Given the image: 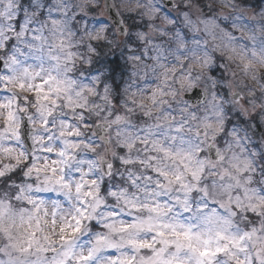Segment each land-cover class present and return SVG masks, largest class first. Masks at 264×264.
<instances>
[{"label":"clouds","instance_id":"clouds-1","mask_svg":"<svg viewBox=\"0 0 264 264\" xmlns=\"http://www.w3.org/2000/svg\"><path fill=\"white\" fill-rule=\"evenodd\" d=\"M0 264H264V0H0Z\"/></svg>","mask_w":264,"mask_h":264}]
</instances>
